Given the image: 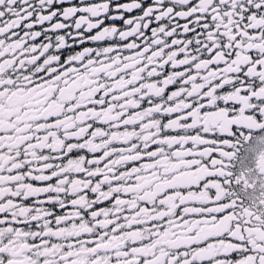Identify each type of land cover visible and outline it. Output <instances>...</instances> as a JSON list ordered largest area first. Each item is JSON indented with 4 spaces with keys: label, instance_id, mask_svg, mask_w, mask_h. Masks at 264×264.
<instances>
[{
    "label": "snow or ice",
    "instance_id": "obj_1",
    "mask_svg": "<svg viewBox=\"0 0 264 264\" xmlns=\"http://www.w3.org/2000/svg\"><path fill=\"white\" fill-rule=\"evenodd\" d=\"M0 264H264V0H0Z\"/></svg>",
    "mask_w": 264,
    "mask_h": 264
}]
</instances>
